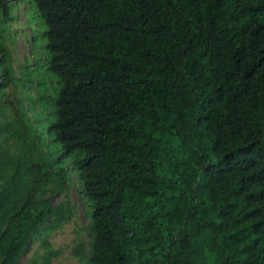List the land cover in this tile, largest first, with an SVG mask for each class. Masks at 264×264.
<instances>
[{"label": "trees", "instance_id": "trees-1", "mask_svg": "<svg viewBox=\"0 0 264 264\" xmlns=\"http://www.w3.org/2000/svg\"><path fill=\"white\" fill-rule=\"evenodd\" d=\"M31 3L63 153L0 173V264L60 222L39 193L64 161L93 207L89 264H264V0Z\"/></svg>", "mask_w": 264, "mask_h": 264}, {"label": "rangeland", "instance_id": "rangeland-1", "mask_svg": "<svg viewBox=\"0 0 264 264\" xmlns=\"http://www.w3.org/2000/svg\"><path fill=\"white\" fill-rule=\"evenodd\" d=\"M13 5L12 21L0 17V173L6 176L24 172L29 158H45L42 163L48 164L63 153L48 131L61 85L48 70L45 27L31 0H13ZM58 168L65 174L54 171L39 198L58 208L60 222L47 230L42 226L18 264H89L93 207L71 161Z\"/></svg>", "mask_w": 264, "mask_h": 264}]
</instances>
